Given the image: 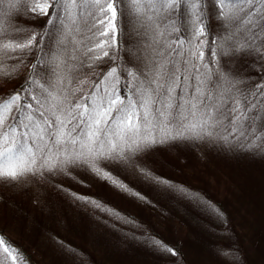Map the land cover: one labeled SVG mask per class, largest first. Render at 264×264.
<instances>
[{"label": "snow or ice", "instance_id": "snow-or-ice-1", "mask_svg": "<svg viewBox=\"0 0 264 264\" xmlns=\"http://www.w3.org/2000/svg\"><path fill=\"white\" fill-rule=\"evenodd\" d=\"M212 3L219 37L209 28V0H9L47 19L14 25L9 34L0 17V72L5 58L13 71L31 64L23 86L0 96V181L82 161L119 183L100 161L138 167L137 154L178 138L213 137L264 150V77L233 92L241 81L207 70L222 57L247 59L255 52L264 59V0ZM141 28L155 46L143 60L131 42ZM83 33L91 35L77 39ZM165 35L173 39L161 43ZM105 58L108 67H100ZM62 65L66 72L57 71ZM84 67L91 70L84 78L74 75ZM122 78L123 95L116 87ZM139 171L168 183L145 167ZM73 195L99 206L93 197ZM0 249L17 259L2 235Z\"/></svg>", "mask_w": 264, "mask_h": 264}, {"label": "rangeland", "instance_id": "rangeland-1", "mask_svg": "<svg viewBox=\"0 0 264 264\" xmlns=\"http://www.w3.org/2000/svg\"><path fill=\"white\" fill-rule=\"evenodd\" d=\"M0 6H3V9L0 8V16L5 28H13L12 26L17 24L20 27L36 25L37 17L25 11L22 4H17L13 8L10 6L9 0H0ZM215 11L212 0H209L210 30L219 37L222 29L220 22L214 16ZM44 18L46 17L39 19ZM138 31L141 32V35H132L131 42L135 46L136 54L143 60L153 53L155 46L152 45L151 34L143 35L142 28ZM236 32L237 36H240V30L237 29ZM83 35H91V33H83L77 39H82ZM171 39L173 37L167 35L160 37L161 43ZM208 55L210 56L209 53ZM7 60V58L4 59L5 67L3 72H0V96L4 91L11 90L21 83V79L26 73L23 71H26L30 65L26 61L27 67L22 65L18 71H13ZM104 60L106 62L107 58ZM102 61L98 62L99 66L102 65ZM226 68L238 73L241 79L254 76L260 81L264 73V59H260L253 52L247 59L234 60L222 57L219 67L210 64V71L213 73L219 71L228 73ZM57 71L66 72L67 70L63 67ZM9 75H11V79L7 78ZM47 75H52L50 70ZM52 78L54 79V77ZM234 143L224 145L225 142L219 140L214 152L188 145V147H184L182 153L179 152L178 161L168 169L165 168L158 151V155L151 156L143 166L154 175L155 173L159 175H155L156 177L168 180V183L146 178L139 171V167H143L142 159H140V163L135 157L138 167L124 164V168L129 171L121 169L124 174L129 173L134 178V187L137 189L135 191L125 186L121 187V183H113L111 180L104 179L98 176L93 169H89L90 178L106 183L104 189L111 195L116 205L121 204L126 208H135V212H139L136 208H141L150 216L147 224L149 223L152 228L147 225L132 227L137 230V235L132 240L136 242H130L134 253L131 262L127 263V259H120V261L119 258L123 256H117L118 253L107 256L118 257L116 264H264V157L257 158L243 149L239 150V146L233 148ZM247 149L254 150L261 155V148L247 147ZM242 150L244 155L240 157L239 154ZM178 164L180 170L175 167ZM239 170H242L243 174L237 177L236 172ZM247 171L249 175H247ZM30 177L31 174H25L15 181H0V190L18 186L15 183L30 184ZM170 179L179 182L173 184L169 181ZM245 182L252 183V187L255 188L253 201L246 202L247 197H240V203L243 202L241 206L234 202L233 212L229 208H226L227 211L223 210L226 218L223 217L224 214L217 216V212L207 208L205 203L207 198L218 199L225 205V202L229 201L227 198L237 200L241 192L249 196L243 186ZM133 215L136 222V218L140 214L133 213ZM149 230L152 232L150 236L153 239L152 244L158 248L156 253L154 249H149L150 252L141 246L143 237L141 238L139 235H146ZM9 233L13 232L10 230ZM157 240L173 249L174 253L158 246L155 243ZM255 244L259 247L258 249L250 246ZM175 246L177 250L174 248ZM88 249L95 256H100L97 247L90 245ZM8 259L12 260L11 257ZM64 264L73 263L70 259ZM102 264L113 263L103 257Z\"/></svg>", "mask_w": 264, "mask_h": 264}, {"label": "trees", "instance_id": "trees-1", "mask_svg": "<svg viewBox=\"0 0 264 264\" xmlns=\"http://www.w3.org/2000/svg\"><path fill=\"white\" fill-rule=\"evenodd\" d=\"M0 8L3 9V6H0ZM37 19L36 25H40L44 23L47 17ZM209 28H211L210 25ZM8 31L9 34H12L13 28H9ZM81 49L83 50V45H81ZM205 57L206 60L209 58L207 49H205ZM7 62L9 66L13 63L10 59ZM68 62L70 64L74 63L71 60ZM27 63H30V60ZM108 64V61L105 62L103 60V66L101 65L100 67L106 68ZM210 64H208L207 70H210ZM30 66L31 64L29 68ZM63 67L67 70L66 66L61 68ZM29 68L23 71L26 73L22 77L21 83L14 86L11 90L4 91L2 96L23 86L24 78L28 75ZM226 70L228 69L226 68ZM90 71L88 67H84L82 70L78 68L74 75L84 78ZM201 71L206 70L202 68ZM228 73H230V80L238 79L241 81L235 84L233 92L236 89L243 90L251 82L258 81L254 76L241 79L238 73L229 70ZM262 76L264 77V73ZM116 87L123 95L127 91L125 79L122 78ZM224 87H228V85L225 84ZM85 88H87V85H85ZM219 140L213 137H188L167 140L164 143L146 148L143 152L137 154L136 158L138 161L142 159L143 162L141 163L140 161V163L143 166V164L147 163V159L158 155L159 151L165 168L167 167L168 169L173 166L174 162L178 161L179 152L182 153L184 147L191 145L214 152ZM227 144L225 143L224 145ZM236 146L237 148L239 146V150L243 149L257 158L264 157V150L261 151L260 155L254 150L249 151L247 147H241L238 142L234 143L233 148ZM243 150L239 154L240 157L244 155ZM149 166L152 167V165ZM98 167L103 169L104 172L110 173L113 179L126 188L137 190L134 187L132 175L122 172V170H127L124 168L123 163L102 160L99 162ZM175 167L180 170L179 164ZM89 169H92L89 165L82 161H77L66 165L63 169L44 170L37 175L31 174L30 184L15 183L18 186L0 190V235H2L6 245L14 249L13 255L17 257L15 261L10 260L0 249V264H64L70 259L73 264H102L103 257L107 261L116 264L118 257L110 258L107 256H111L112 253H118L117 256H123L119 260L127 259V263L133 260L134 253L130 242H136L132 240L137 235V230L132 227L134 225L151 227L149 223L147 224L150 216L141 208H136L139 212H135V208H126L121 204L116 205L111 195L104 189L106 183L102 180L98 181L90 178ZM236 173L238 177L243 174V171L239 170ZM155 175L159 176L156 173ZM247 175H249L248 171ZM169 181L173 184L179 182L171 179ZM25 184L29 185L24 186ZM243 186L249 196L241 192L239 193V199L227 198L229 201H226L225 205L218 199L207 198L205 200L207 208L210 211L214 210L217 212V216L224 214L223 217L226 218L223 210L229 208L233 212L234 202L241 206L243 202L240 203V197H247L246 202L253 201L255 188L252 187V183L245 182ZM73 193L93 197L99 202V206H96L95 203L84 202L73 195ZM133 213L140 214V216H137L136 222ZM10 230L13 233H9ZM151 235L152 232L150 230L146 232V235H139L141 238L143 237L141 246L148 251H150L149 249H154L156 253L158 248L152 244ZM90 245L99 249V257L88 249ZM250 246L255 249L259 248L256 244ZM174 248L176 249V246Z\"/></svg>", "mask_w": 264, "mask_h": 264}]
</instances>
